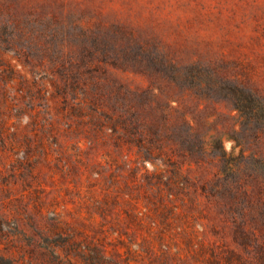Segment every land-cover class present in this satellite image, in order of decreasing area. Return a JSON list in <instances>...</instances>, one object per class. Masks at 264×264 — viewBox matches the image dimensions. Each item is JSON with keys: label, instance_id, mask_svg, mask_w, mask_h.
<instances>
[{"label": "rangeland", "instance_id": "1", "mask_svg": "<svg viewBox=\"0 0 264 264\" xmlns=\"http://www.w3.org/2000/svg\"><path fill=\"white\" fill-rule=\"evenodd\" d=\"M0 264H264V0H0Z\"/></svg>", "mask_w": 264, "mask_h": 264}]
</instances>
